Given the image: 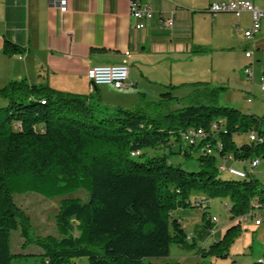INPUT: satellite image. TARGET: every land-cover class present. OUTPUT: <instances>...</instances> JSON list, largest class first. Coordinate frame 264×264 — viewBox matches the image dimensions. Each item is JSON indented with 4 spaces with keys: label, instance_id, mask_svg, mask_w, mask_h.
<instances>
[{
    "label": "trees",
    "instance_id": "trees-1",
    "mask_svg": "<svg viewBox=\"0 0 264 264\" xmlns=\"http://www.w3.org/2000/svg\"><path fill=\"white\" fill-rule=\"evenodd\" d=\"M3 51L19 49L6 40ZM200 89L212 95L218 91ZM0 96L8 101L0 107V264H11L13 230H19L26 243H36L47 264H70L81 257L88 264H145L149 258L168 257L172 245H196L176 217L177 209L201 207V239L213 232L208 202H194L200 194L207 201L229 200L230 223L223 236L208 250H198L203 256L214 252L226 257L242 217L253 205L264 208V189L246 166L244 177L218 169L220 164L228 166L227 160L243 164L264 159L263 121L253 113L190 104L157 117L110 108L91 96L28 84L25 79L9 81L0 88ZM190 127L201 128L203 136L184 141L182 134ZM238 133H248V142L237 145L233 135ZM250 133L257 139L251 140ZM160 148L168 152L149 153ZM196 151V170L168 159L169 153L191 157ZM222 172L229 176L221 177ZM78 190L87 193V201L71 196ZM28 192L61 199L60 238L30 240L29 217L14 200V195ZM254 264H264V251Z\"/></svg>",
    "mask_w": 264,
    "mask_h": 264
},
{
    "label": "crops",
    "instance_id": "crops-1",
    "mask_svg": "<svg viewBox=\"0 0 264 264\" xmlns=\"http://www.w3.org/2000/svg\"><path fill=\"white\" fill-rule=\"evenodd\" d=\"M252 1L264 4V0ZM209 2L150 0L154 17L135 30L129 0H69L65 11L49 0H0V88L11 80L25 79L28 84L91 96L110 108L143 111V106L154 102L179 99L172 93L180 89L198 87V94H205L202 86L225 90L247 81L252 110L254 88L260 89L259 78L264 76L260 70L255 72L259 57L255 50L264 53V19L259 31L247 39L249 12L213 15ZM161 16H172L175 24L160 28ZM6 40L19 51L5 53ZM249 47L252 58L245 56ZM122 63L129 68L132 86L128 89L95 88L86 77L92 66ZM249 64L253 81L245 74ZM4 102L0 96V104ZM181 209L175 215L184 226ZM229 223L228 219L213 232L226 229Z\"/></svg>",
    "mask_w": 264,
    "mask_h": 264
},
{
    "label": "rangeland",
    "instance_id": "rangeland-1",
    "mask_svg": "<svg viewBox=\"0 0 264 264\" xmlns=\"http://www.w3.org/2000/svg\"><path fill=\"white\" fill-rule=\"evenodd\" d=\"M250 50V47H249ZM255 55H258V61H255V72L260 70V75L264 72V53L261 49L255 50ZM263 75L260 76L261 79ZM248 83L242 82L233 86H227L225 90L218 89L216 94L206 92L198 94V87L190 89H180L174 91L172 95L180 97L179 99H168L161 101L159 105L143 106L145 114L162 117L169 110H176L180 107L190 104H213L216 106L233 107L243 113H253L262 119V129H264V91L257 87L254 88V104L251 110V103L247 100L250 94L246 93ZM8 104L6 102L0 104V107ZM233 140L237 145L248 142V133H238L233 135ZM185 147V145H182ZM162 154L168 152V149H157L149 151V153ZM200 153L193 152L191 157H185L179 154H170L168 159L174 164H178L187 170H196V158ZM228 166L233 165L236 168L245 169L241 162L227 160ZM250 174L258 180L259 185L264 189V159L259 158V163L256 167H251L250 160L246 167ZM229 175L225 172L221 173V177L226 178ZM27 195L17 194L15 203L20 204L21 208L30 220V240L35 238H45L50 236L60 238L61 232L57 221V213L60 205V198H45L38 193L28 192ZM72 197H79L81 200L87 201L88 195L84 190H78L71 194ZM198 197H204L200 194ZM229 205V200L223 197H214L208 199V208L210 216H215L216 221H213L214 228H219L221 223L229 219V212L226 208ZM256 213L253 217H248L241 221V230L232 234L230 241L225 250L226 257L217 256L212 252L205 256L199 253L200 248L209 249V246L218 241L224 234V230H216L209 234L203 241L200 236L202 229V212L201 207H186L181 209V218L185 226L187 235L196 239L195 246L172 245L170 254L165 258H149L144 261L145 264H254L262 256L264 251V208H253ZM256 217H260L262 224L255 225ZM73 233L78 235L75 221L72 220ZM191 242V241H189ZM10 250L14 255L11 264H47L46 258L42 255V249L36 243H26L21 237L19 230L10 232ZM70 264H88L86 257L74 259Z\"/></svg>",
    "mask_w": 264,
    "mask_h": 264
},
{
    "label": "built area",
    "instance_id": "built-area-1",
    "mask_svg": "<svg viewBox=\"0 0 264 264\" xmlns=\"http://www.w3.org/2000/svg\"><path fill=\"white\" fill-rule=\"evenodd\" d=\"M52 5L56 6L60 11H65L67 9L69 0H49ZM208 10L216 15L221 12H232L241 13L249 12L251 14V25L249 29L244 32V36L247 39H252L254 34L260 29L261 21L264 19V4L259 6L255 4L252 0H210ZM129 14L134 20L135 30H141L145 27L146 22L150 21L154 17V10L151 6L150 0H129ZM175 24V19L172 16L160 17L158 21V26L160 28H171ZM253 50H247L245 56L247 58H252ZM253 67L249 64L245 68V74L249 81H253ZM86 77L93 86H109L115 90H125L132 86L129 82V68L127 64H106V65H96L87 69ZM261 91H264V79H259L258 82ZM249 102L252 103V98H247ZM203 136V130L201 128H188L182 134L184 141L193 142L195 139ZM249 138H257L254 133L249 134ZM217 146L221 148L222 144L218 142ZM210 152V150H208ZM132 154H139L135 152ZM259 163V159L255 158L250 160L251 167H256ZM248 161H244L243 165L247 167ZM220 171H228L229 174L244 177L246 171L236 169L232 166L228 167L225 164H220L218 166ZM196 204L205 205L208 201L204 197H196L194 199ZM260 208L258 204L253 205L250 212L242 217V220L248 217H253L258 215V212H254L253 208ZM227 210L228 207L226 206ZM213 221H216V217H212ZM255 224H261L260 217H256Z\"/></svg>",
    "mask_w": 264,
    "mask_h": 264
},
{
    "label": "bare ground",
    "instance_id": "bare-ground-1",
    "mask_svg": "<svg viewBox=\"0 0 264 264\" xmlns=\"http://www.w3.org/2000/svg\"><path fill=\"white\" fill-rule=\"evenodd\" d=\"M261 79H264V76L261 77ZM252 140V138H250ZM257 138H253V140H256Z\"/></svg>",
    "mask_w": 264,
    "mask_h": 264
}]
</instances>
